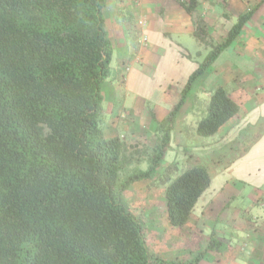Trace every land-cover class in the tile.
Segmentation results:
<instances>
[{"label": "trees", "instance_id": "obj_1", "mask_svg": "<svg viewBox=\"0 0 264 264\" xmlns=\"http://www.w3.org/2000/svg\"><path fill=\"white\" fill-rule=\"evenodd\" d=\"M107 1L0 0V264H197L205 254L188 261L155 254L127 194L159 172L176 110L247 17L216 45L197 25L195 36L211 50L158 123L156 144L137 148L107 137L103 126L113 59ZM199 1L180 3L193 14ZM238 111L224 87L212 89L197 134H216ZM169 172L156 184L165 186L169 222L183 227L212 177L203 164ZM258 202L264 206V194ZM210 249L219 251L212 236Z\"/></svg>", "mask_w": 264, "mask_h": 264}, {"label": "crops", "instance_id": "obj_2", "mask_svg": "<svg viewBox=\"0 0 264 264\" xmlns=\"http://www.w3.org/2000/svg\"><path fill=\"white\" fill-rule=\"evenodd\" d=\"M244 16L239 34L176 110L159 172L135 182L127 194L131 207V199L140 198L141 213L152 216L161 249H150L167 260H193L205 252L197 264H264V206L258 202L264 194V0H200L193 14L180 0L107 1L108 36L119 52L103 83V126L107 137L137 148L156 144L158 123L170 116L189 76L211 50L195 36L197 25L216 45ZM217 87L227 90L239 111L216 134L201 138L195 131L204 111L199 104L206 107ZM195 164L207 166L211 186L188 223L174 227L165 186L156 183L165 169L175 177ZM211 236L219 251H206Z\"/></svg>", "mask_w": 264, "mask_h": 264}, {"label": "rangeland", "instance_id": "obj_3", "mask_svg": "<svg viewBox=\"0 0 264 264\" xmlns=\"http://www.w3.org/2000/svg\"><path fill=\"white\" fill-rule=\"evenodd\" d=\"M118 52H119V50H116V49H114V55H113V60L115 61V58H116V55L118 54ZM122 53V52H121ZM193 92H191V91H189L188 93H187V95L189 94L190 96H192L191 94H192ZM187 95L185 96V98L187 97ZM185 98H184V100H185ZM208 101H209V98H208ZM208 104V103H207ZM182 106V105H181ZM103 107L105 108V104L103 105ZM207 107V106H206ZM206 107H204V106H202V105H200L199 104V109H201V108H203L202 110H204L203 111V113L201 114L202 116L205 114V112H206ZM176 113V112H175ZM200 118V117H199ZM195 131H196V126H195ZM196 134H197V132H196ZM198 135V134H197ZM199 137H201V138H204V137H202V136H199ZM244 195V194H243ZM245 199V195L243 196V197H240V198H238V197H236L235 198V203H232V205L233 204H235V205H238V203H239V201H241V200H244ZM132 201H131V204H133L132 205V207H133V210H135L136 211V213H141L142 212V208H141V206L140 205H142V203H140V198H135V196L133 197V199H131ZM139 200V201H138ZM258 208V207H257ZM144 218H145V220L148 222V232H147V242H148V244L149 245H153V249L155 248V249H161V245H159V246H157V244H156V239H155V237H154V233H153V229H154V222H153V218H152V216H150L149 215V213H145L144 215ZM155 246H157V247H155Z\"/></svg>", "mask_w": 264, "mask_h": 264}, {"label": "built area", "instance_id": "obj_4", "mask_svg": "<svg viewBox=\"0 0 264 264\" xmlns=\"http://www.w3.org/2000/svg\"><path fill=\"white\" fill-rule=\"evenodd\" d=\"M184 1V0H181ZM139 24L142 26L144 24V20L139 21Z\"/></svg>", "mask_w": 264, "mask_h": 264}]
</instances>
